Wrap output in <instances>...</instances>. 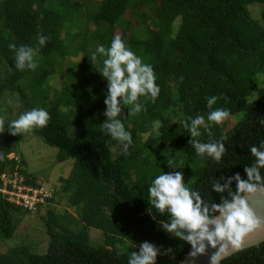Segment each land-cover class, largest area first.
Wrapping results in <instances>:
<instances>
[{"label":"trees","instance_id":"obj_1","mask_svg":"<svg viewBox=\"0 0 264 264\" xmlns=\"http://www.w3.org/2000/svg\"><path fill=\"white\" fill-rule=\"evenodd\" d=\"M253 3L264 5V0H100L96 4L94 20L106 28L94 30V39L107 48L121 26L120 36L144 63L153 66L160 88L155 101L140 98L144 110L139 113L133 115L131 106H123L121 119L133 141L125 155L119 142L101 130L107 82L93 65L86 44L79 46L85 53L78 65L81 81L61 92L54 90L56 99L47 103L49 89L44 82L65 57L77 55L72 43L81 33L72 30L80 26L76 13L81 5L71 0H0V65L5 68L0 97L4 91L16 94L20 113L32 108L49 112L45 127L26 133L56 148L57 163L73 160L69 177L60 179V194L69 208L79 210L77 221L68 213L48 209L45 253L19 245L1 254L0 264H127L129 254L139 251L135 245L145 241L163 249L156 264L182 263L190 245L163 231L161 223L169 217L150 204L148 188L161 172L182 171L187 186L199 190L209 203H219L230 193L212 191L215 178L236 173L246 178L244 168L254 162L249 149L264 141V92L254 103L248 102L258 86L264 88V11L260 19L252 18L248 6ZM132 20L136 25L129 31ZM39 35L48 38L44 46L38 43ZM10 44L39 49L37 68L16 69ZM212 96L218 99L209 109L207 98ZM61 106L71 111L63 115ZM217 108L227 110L229 117L241 116L228 131L223 122L201 129L200 142L224 143L220 162L196 155L190 133L181 123L197 115L206 118ZM154 122H159V135ZM72 126L81 132L70 135ZM24 136L25 132L12 135L5 126L0 176L17 174L24 177L25 185L40 189L21 156L8 158ZM116 147L119 152L114 154ZM169 159L179 169L169 168ZM231 187L235 190V183ZM54 200L46 197L33 212L51 207ZM22 209L0 195V241L13 237L12 212ZM91 229L102 234L101 245H90ZM220 264H264V242Z\"/></svg>","mask_w":264,"mask_h":264},{"label":"clouds","instance_id":"obj_2","mask_svg":"<svg viewBox=\"0 0 264 264\" xmlns=\"http://www.w3.org/2000/svg\"><path fill=\"white\" fill-rule=\"evenodd\" d=\"M47 37L38 36V43L44 46ZM15 67L18 70H35L36 57L39 49L24 45L16 47ZM103 57L99 74L107 82L105 104V121L101 124L104 131L122 146L123 153L128 154L132 144V134L125 129L121 119L124 105H129L131 114L144 110L141 97L153 101L158 97L160 88L156 83L153 66L144 63L126 44L120 35H115L109 47L98 45L93 54ZM217 97L207 98L209 109L217 102ZM8 105L18 108L21 102L9 100ZM230 113L222 108L208 112L207 117L197 115L181 121L190 133L189 143L196 155L210 157L220 162L226 149L222 141L200 142L201 129L209 130L212 124H221ZM50 119L49 112L44 108H32L24 111L15 119H9L4 108H0V132L7 125L12 135L43 128ZM159 122H154V131L159 135ZM223 139V138H222ZM254 162L244 168L246 178L239 173L211 183L212 191L223 193L226 189L230 197L221 198L219 203H209L199 190H193L184 182L182 171L161 172L148 188L150 204L161 214H167L169 220L162 222L161 227L167 234L184 241L191 247L189 257L195 259L215 249L209 257V264H220L228 255L241 250L246 244L264 238V215H260L250 203L254 198H264V141L249 149ZM169 168L179 169L180 165L173 159L168 160ZM221 180L224 182L221 183ZM235 183V190L232 184ZM171 251L170 249L168 250ZM160 249L151 242L139 245L138 252H131L127 264H156Z\"/></svg>","mask_w":264,"mask_h":264},{"label":"rangeland","instance_id":"obj_3","mask_svg":"<svg viewBox=\"0 0 264 264\" xmlns=\"http://www.w3.org/2000/svg\"><path fill=\"white\" fill-rule=\"evenodd\" d=\"M60 1V0H56ZM78 2L81 7L78 8L76 13V18L80 21V26L72 30L75 34L80 32L79 35L72 43V51H76L77 55H68L57 67L56 73L50 76L43 84L44 88L49 89V94L47 98V103L52 104L51 101L56 99L54 97V90L56 92H61L65 87L73 84L78 85L81 81L82 74L78 68V65L84 59L85 53L80 52L81 44H86L87 52L93 60V65H96L98 69L102 67L103 57L97 56L93 59V54L98 45H100L97 40L94 39L93 31L98 27L106 28V26L97 24L93 17V8L99 3L100 0H71ZM250 15L254 19H260L261 13L264 11V5L260 3H253L248 6ZM129 15H127V19ZM136 24L132 20V25L128 27L129 31ZM122 27L119 26L115 29L114 34L120 35ZM80 44V45H79ZM5 68L0 65V79L3 77ZM23 86L24 84L21 83ZM264 92L263 85L258 86V88L253 92V94L248 98L249 103H254L257 101ZM17 99L16 94H10L9 91H4L0 97V108H4L8 114L9 119H15L20 114V108L11 107L8 105L9 100L15 101ZM87 101L85 99L84 103ZM84 108H86L84 106ZM85 109H83L84 111ZM71 109L59 107V113L68 114ZM105 112V111H104ZM85 116V114L83 115ZM241 116L235 115L230 116L223 121L225 129L230 130L239 120ZM82 127V126H81ZM68 132L72 136H76L81 132V128H75L72 126L68 128ZM3 131L0 132V146H2ZM146 139V136L142 137V141ZM16 146V152L8 156L9 159H17L21 156L26 164L27 172L34 176L36 183L41 185L42 191L46 197L53 196L55 202L51 207L40 208L33 213H26L22 209L21 211L12 212L13 225H15V232L13 237L7 241H0V255L7 252L8 249L15 246L24 245L29 247L32 251L37 253H45L48 246V237L45 231V220L47 219L46 213L48 209H53L57 214L68 213V215L73 216L75 219H79V210L71 209L67 205V200L64 196L60 194L61 183L60 179H66L69 177L73 170L74 162L68 159L65 162L57 163L56 153L57 149L47 146L43 143L41 138L35 137L29 133L25 132L24 139L18 143ZM119 147L113 149V153H118ZM4 179L0 186V195L4 198L11 200V196L6 194L5 188L14 182L21 181V185H24V177H19L15 174L10 177L8 174L3 175ZM1 180V178H0ZM14 198L12 197V200ZM19 207V206H18ZM73 228V227H71ZM89 243L92 246H99L102 243V234L99 231L91 229L89 231ZM139 245H135L139 248ZM160 249V254L163 253V249Z\"/></svg>","mask_w":264,"mask_h":264},{"label":"built area","instance_id":"obj_4","mask_svg":"<svg viewBox=\"0 0 264 264\" xmlns=\"http://www.w3.org/2000/svg\"><path fill=\"white\" fill-rule=\"evenodd\" d=\"M1 184L4 179L3 175L0 176ZM1 186V185H0ZM11 187V189L8 188ZM5 190L6 194L11 196V200L7 198V201L22 207L23 209H27L29 211H34L39 203L44 202L47 195H45L42 191V188H32L27 185H21V181L14 182V184L10 183ZM12 197L14 198L12 200Z\"/></svg>","mask_w":264,"mask_h":264},{"label":"water","instance_id":"obj_5","mask_svg":"<svg viewBox=\"0 0 264 264\" xmlns=\"http://www.w3.org/2000/svg\"><path fill=\"white\" fill-rule=\"evenodd\" d=\"M250 203L252 204L253 208L257 211L258 214L264 215V198H254ZM263 242H264V238H261V239L254 241V242L248 243L241 250L235 251L232 254L228 255L227 257H230V256H232V255L236 254L237 252L242 251L244 249L256 247ZM190 251H191V247H189L187 254L185 255L181 264H209V257L212 255V253L215 251V249H209L206 252V254L198 256L195 259H192L189 257Z\"/></svg>","mask_w":264,"mask_h":264}]
</instances>
